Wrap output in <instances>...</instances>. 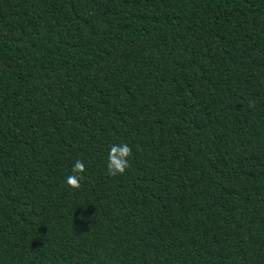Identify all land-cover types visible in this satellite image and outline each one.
<instances>
[{"label": "trees", "instance_id": "16d2710c", "mask_svg": "<svg viewBox=\"0 0 264 264\" xmlns=\"http://www.w3.org/2000/svg\"><path fill=\"white\" fill-rule=\"evenodd\" d=\"M0 264H264V0H0Z\"/></svg>", "mask_w": 264, "mask_h": 264}, {"label": "clouds", "instance_id": "9594fccd", "mask_svg": "<svg viewBox=\"0 0 264 264\" xmlns=\"http://www.w3.org/2000/svg\"><path fill=\"white\" fill-rule=\"evenodd\" d=\"M132 148L127 143L111 145L108 152L107 171L111 176L123 175L130 167L129 158ZM85 165L82 160H77L72 167V174L67 177L66 183L73 189L81 187L84 180Z\"/></svg>", "mask_w": 264, "mask_h": 264}]
</instances>
